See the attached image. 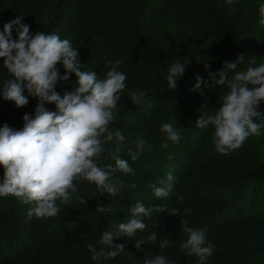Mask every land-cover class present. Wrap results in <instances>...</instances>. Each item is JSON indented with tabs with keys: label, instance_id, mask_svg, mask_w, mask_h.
I'll return each instance as SVG.
<instances>
[{
	"label": "trees",
	"instance_id": "16d2710c",
	"mask_svg": "<svg viewBox=\"0 0 264 264\" xmlns=\"http://www.w3.org/2000/svg\"><path fill=\"white\" fill-rule=\"evenodd\" d=\"M261 5L264 0L231 4L225 0H0V31L22 16L32 34L55 33L69 39L79 54L81 70H93L101 79L109 61H121L118 71L127 77L126 88L109 127L125 136L119 155L129 160L135 173H113L114 179L124 182L116 196L98 192L85 180L76 181L71 202L61 205L59 214L51 218H28L33 205L11 195L0 197V264H97L87 246L99 247L100 235L127 222L137 202L190 211L185 216L153 212L151 219L144 218L147 227L136 236L114 237L113 244H123L124 251L99 264H144L156 255L165 256L169 264H200L198 257L186 256L179 247L187 238L180 228L185 218L191 227L206 228L207 242L215 248L204 264H264V103L258 107L262 114L255 118L262 125L260 134L224 155L215 150L212 126L201 130L195 122L205 109L214 114L229 89L209 81L208 88L202 84L200 90H191L196 74L208 81L207 71L220 69L223 61L236 62L241 54L243 63L237 71H245L250 61L264 62ZM15 29L14 25L13 38ZM176 62L186 64L185 72L170 89L165 78ZM205 63L210 65L207 71ZM56 67L63 75V65ZM8 78L0 58V89ZM75 80L70 74L56 91L63 95ZM132 91L147 93L152 106L133 104L128 98ZM24 95L29 103L19 108L0 95V126L20 130L23 115H34L38 99L26 90ZM46 108L55 110L54 104ZM165 123L181 135L178 143L167 140L161 131ZM137 139L145 140L152 150L145 149L132 162L127 150H135ZM164 143L167 148L161 146ZM106 147L98 165L115 166L110 153L116 144ZM168 172L174 176L169 196L154 197L149 185ZM98 206L106 211H98ZM154 231L155 242L135 248L137 239L146 240ZM166 238L172 243L161 249L159 244Z\"/></svg>",
	"mask_w": 264,
	"mask_h": 264
},
{
	"label": "clouds",
	"instance_id": "9594fccd",
	"mask_svg": "<svg viewBox=\"0 0 264 264\" xmlns=\"http://www.w3.org/2000/svg\"><path fill=\"white\" fill-rule=\"evenodd\" d=\"M231 4L233 0H225ZM264 16V5L259 9ZM23 17L5 23L0 31V58L7 69L9 78L4 80L0 95L6 101L14 102L16 107H24L29 103L24 95L36 97L34 115L25 113L22 117L23 127L15 130L7 124L0 126V166L3 168V180L0 182V197L9 195L19 198L25 204L33 205L27 212L28 218L37 219L56 217L61 205L71 202V193L77 191L76 181L85 180L94 184L98 192L107 196H116L124 186V182L113 178V173L135 174L129 160L119 155L120 145L125 136L119 130H110L109 125L116 119L118 101L126 88V75L118 71L120 60L109 61V70L103 79L95 71L81 70L78 52L69 39H61L57 34L30 32V26L22 22ZM264 24V19H261ZM16 26V37L13 38V26ZM199 62V57L197 58ZM62 64L64 74L60 75L56 67ZM243 63V55L236 62L223 61L222 67L215 72L207 71L209 80L199 74L195 76V84L191 90H200L201 85H226L228 93L223 97L214 114H207L206 109L196 120V127L203 130L209 125L213 128L215 150L227 155L238 149L249 136L260 134L262 125L255 118L262 113L258 110L264 103V62L250 61L245 71H237L238 64ZM185 63L176 62L171 65L166 75L167 86L175 89L178 78L185 72ZM70 74L76 77L75 86L61 95L56 91L59 82L70 80ZM147 93L132 91L128 98L135 105L152 106L146 99ZM47 104H54L55 110H48ZM167 140L178 143L181 135L170 123L161 126ZM116 144L111 152L115 166L98 165L106 147ZM135 150L129 148L127 154L135 162L140 154L152 146L143 139H137ZM167 148L168 144L161 145ZM174 176L168 172L164 179L150 184L156 198L169 196ZM159 185V186H157ZM135 187V184L130 185ZM179 199H183L180 197ZM59 201V203H57ZM80 198V203L85 204ZM105 212L103 207H97ZM131 218L127 222H119L115 229L104 231L98 245L89 244L88 252L91 260H111L124 251L123 244H113V239L121 236L133 237L143 231L147 224L144 218H152L153 212L168 211L173 216H185L178 208H166L163 205L146 207L137 202L131 208ZM181 230L187 234L179 247L186 256L195 255L200 264H204L215 248L206 239V228L189 226L188 220H180ZM157 240V233L152 232L146 240L137 239L135 248L142 244H151ZM172 241L169 238L159 244L165 249ZM111 248V250H108ZM144 264H169L163 255L146 258Z\"/></svg>",
	"mask_w": 264,
	"mask_h": 264
}]
</instances>
